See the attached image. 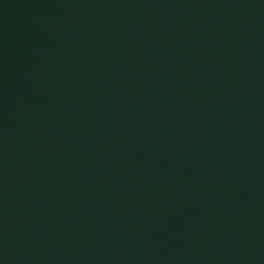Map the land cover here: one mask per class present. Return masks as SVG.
<instances>
[{
	"label": "water",
	"instance_id": "water-1",
	"mask_svg": "<svg viewBox=\"0 0 264 264\" xmlns=\"http://www.w3.org/2000/svg\"><path fill=\"white\" fill-rule=\"evenodd\" d=\"M0 264H264V0H0Z\"/></svg>",
	"mask_w": 264,
	"mask_h": 264
}]
</instances>
